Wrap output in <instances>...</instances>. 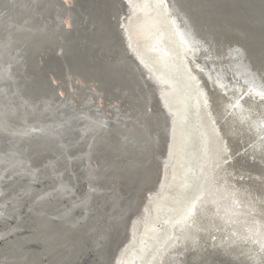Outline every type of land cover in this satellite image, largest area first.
Returning <instances> with one entry per match:
<instances>
[{
    "label": "bare ground",
    "instance_id": "bare-ground-1",
    "mask_svg": "<svg viewBox=\"0 0 264 264\" xmlns=\"http://www.w3.org/2000/svg\"><path fill=\"white\" fill-rule=\"evenodd\" d=\"M80 1L0 0V177H26L0 178V264H180L201 255L262 264L259 9L230 16L223 0H116L117 9ZM104 26L122 75L94 52ZM222 30L230 38L217 51ZM86 47L90 66L66 62ZM33 82L35 93L26 90ZM109 133L105 171L138 168L147 179L102 193L90 157ZM225 134L240 153L231 175L217 166ZM41 137L63 145L51 155L62 164L46 160L47 177L17 152ZM16 160L25 167H10Z\"/></svg>",
    "mask_w": 264,
    "mask_h": 264
},
{
    "label": "snow or ice",
    "instance_id": "snow-or-ice-1",
    "mask_svg": "<svg viewBox=\"0 0 264 264\" xmlns=\"http://www.w3.org/2000/svg\"><path fill=\"white\" fill-rule=\"evenodd\" d=\"M108 7L109 9H117L118 5L116 4V0H111V3L108 5ZM261 23L264 24V5H262ZM109 31L110 30L107 26H104L99 30V35L96 41L94 52L96 54H101L105 57H109L112 63L108 65V70L119 76L123 74L124 69L120 65L118 55L112 52V48L109 43ZM229 38V33L226 30H222L221 32L216 33L213 36V40L217 45V51H219V45L222 43V41ZM209 47H211V44H209ZM256 70L260 72L262 78H264V53H262L261 55V61ZM5 71H8L10 73L11 65H9L8 68L5 69ZM134 111L137 112L135 119L139 121V110L137 109ZM111 135L112 134L109 133L107 136H101L99 138V140L97 141L96 152L93 154V157H90V160L95 159L96 166L94 168L90 167L89 172L92 174L93 179L97 182L98 187H100V189L102 190V193L104 190L110 192L114 191V185L123 184L128 180H132L135 178H142L145 180L147 179L146 175L140 174V170L138 168H131L126 166L112 172L105 171V164L107 162L106 154L109 151ZM225 135L226 137H228L227 134ZM146 143L147 141L145 139L144 144H140L137 146V154L140 158H144L146 155ZM62 147L63 145L61 144L49 142L47 138L41 137L19 145L17 148V152L20 156L24 157L31 166L36 169V172H38L42 176L47 177L48 173L46 170V160L51 155H54L56 152L60 151ZM239 157L240 153L238 150V144L236 146H233L231 138L228 137L224 141L223 146L220 150L219 163L217 166L226 175H231L230 173H228V168L234 167L236 163H239ZM132 158L133 153H129V155L125 156L123 159L127 161ZM66 159L70 161L73 159V157L69 155L66 157ZM261 160L264 161V147H262L261 150ZM3 163L4 160L0 159V164ZM9 166L15 168H24V160H16L14 164H10ZM35 174L36 173H33V175ZM0 178L7 179L9 182H14L18 178L26 179V177H23L22 173L19 171H15L11 175L5 174L4 177ZM0 215H3V213H0ZM193 244L195 248V241H193ZM185 251L188 250L186 249ZM180 264H209V260L206 256L201 255L192 260L181 261ZM228 264H237V262L228 261ZM239 264H243V262H239ZM262 264H264V261H262Z\"/></svg>",
    "mask_w": 264,
    "mask_h": 264
},
{
    "label": "water",
    "instance_id": "water-1",
    "mask_svg": "<svg viewBox=\"0 0 264 264\" xmlns=\"http://www.w3.org/2000/svg\"><path fill=\"white\" fill-rule=\"evenodd\" d=\"M63 2V0H61ZM104 1L105 0H95V2L97 4H101L104 5ZM108 2L110 1H106V3L108 4ZM235 5L229 3V0H223V9L226 13H228L230 16L234 15L233 11L231 10L232 8L235 7V12L236 10L239 12H243L244 10H258V14L261 15V11H262V5H264V0H235ZM88 4H90V1L88 0H81L80 1V6L81 7H85ZM74 54V55H73ZM71 56H69L66 59V62L68 64H72L76 67H82L83 69H86L88 66H90L92 64V59L89 60V57L87 55L90 54V47H86V48H81L79 51H75ZM130 56H132L129 53ZM96 60V59H94ZM47 62L50 63V65H54V67L60 66L59 64H61L60 62L56 61V59L48 56L47 57ZM46 62V63H47ZM55 62V63H54ZM96 64V63H95ZM32 66L31 62L28 63V68H30ZM32 71V70H30ZM30 84V83H28ZM27 86V85H26ZM28 88V89H27ZM26 88V90L28 91H32L34 90V93L38 90V87L36 85V82L31 83L30 85H28ZM59 96V93H56ZM17 156V155H16ZM52 159L53 160V165H60L62 164L61 161H58V159H55L53 157H49V160Z\"/></svg>",
    "mask_w": 264,
    "mask_h": 264
},
{
    "label": "rangeland",
    "instance_id": "rangeland-1",
    "mask_svg": "<svg viewBox=\"0 0 264 264\" xmlns=\"http://www.w3.org/2000/svg\"><path fill=\"white\" fill-rule=\"evenodd\" d=\"M73 85V84H72ZM64 93V92H63Z\"/></svg>",
    "mask_w": 264,
    "mask_h": 264
}]
</instances>
